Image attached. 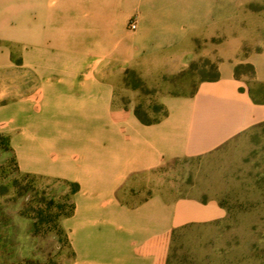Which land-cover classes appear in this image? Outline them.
<instances>
[{
    "label": "crops",
    "instance_id": "obj_1",
    "mask_svg": "<svg viewBox=\"0 0 264 264\" xmlns=\"http://www.w3.org/2000/svg\"><path fill=\"white\" fill-rule=\"evenodd\" d=\"M9 48L16 98L0 110L16 125L17 173L78 187L60 220L70 264H157V241L222 218L212 201L150 194L130 203L135 194L121 193L264 123V104L234 77L247 63L264 83V0H0L2 75L14 70ZM199 58L216 62L218 80L161 95L157 123L114 101L125 70Z\"/></svg>",
    "mask_w": 264,
    "mask_h": 264
},
{
    "label": "rangeland",
    "instance_id": "obj_2",
    "mask_svg": "<svg viewBox=\"0 0 264 264\" xmlns=\"http://www.w3.org/2000/svg\"><path fill=\"white\" fill-rule=\"evenodd\" d=\"M9 50L14 70L0 72V108L16 98V49ZM215 66L199 58L185 67L171 63L127 69L114 101L154 119L161 114V95L191 94L198 82L215 74ZM238 79L256 90L247 71L240 70ZM8 113L0 110V264H70L60 220L71 210L72 187L18 175L16 125L6 121ZM126 192L135 194L130 203L161 194L212 201L223 211L213 223L177 229L157 241V264H264V123L210 153L173 160L141 175L121 194Z\"/></svg>",
    "mask_w": 264,
    "mask_h": 264
},
{
    "label": "trees",
    "instance_id": "obj_3",
    "mask_svg": "<svg viewBox=\"0 0 264 264\" xmlns=\"http://www.w3.org/2000/svg\"><path fill=\"white\" fill-rule=\"evenodd\" d=\"M249 6L251 7V5H249ZM214 68H215V70H214L215 74L211 78L203 79L200 82H212V81L218 80L219 74H218L216 66ZM242 69L247 71V73L249 74V77L254 81V68L250 64H247V63L238 64L235 66L234 77L236 79H238L239 75H240V70H242ZM200 82H198V83H200ZM254 83L256 85V90L253 91L251 88L247 89L248 96L250 97L251 101L254 104H264V83H257L255 81H254ZM196 86H195L194 90L196 89ZM239 90L243 91V88H239ZM158 109L161 111V114H160V116H158L154 119L145 118L137 107L133 109V114L141 124L151 125V124L157 123L160 119H162L166 116V111L161 104L158 106ZM69 186L72 187L70 190V193H69V199H70V195L73 194L77 190L78 187L76 185H69ZM70 206H71V210H70L69 214H67L66 216H69L72 212L71 202H70Z\"/></svg>",
    "mask_w": 264,
    "mask_h": 264
},
{
    "label": "built area",
    "instance_id": "obj_4",
    "mask_svg": "<svg viewBox=\"0 0 264 264\" xmlns=\"http://www.w3.org/2000/svg\"><path fill=\"white\" fill-rule=\"evenodd\" d=\"M128 29H129V30H135V29H136V23H135L134 20H132V21H130V22L128 23Z\"/></svg>",
    "mask_w": 264,
    "mask_h": 264
}]
</instances>
